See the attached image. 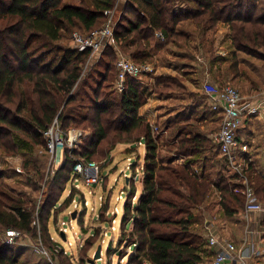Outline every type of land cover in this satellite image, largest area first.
Here are the masks:
<instances>
[{
	"label": "trees",
	"instance_id": "obj_1",
	"mask_svg": "<svg viewBox=\"0 0 264 264\" xmlns=\"http://www.w3.org/2000/svg\"><path fill=\"white\" fill-rule=\"evenodd\" d=\"M77 2L0 0V150L16 155L26 142L44 146L45 133L56 119L65 132L73 126L92 128L91 137L85 138L70 154L68 150L53 184L60 185L71 182L77 162H93L103 143L112 145L105 154L108 155L119 144L131 143L127 153L135 152L137 142H143L146 155L142 193L138 203L132 204L131 198L138 190L130 182L133 193L124 206L126 227L121 241L135 247L127 264H203L204 254L214 257L215 252L203 250L206 240L196 226L203 224L200 208L216 187L222 194L224 215L240 214L245 208V187L238 175L225 179L210 168L207 153L215 144L198 130L181 134L172 146L176 155L186 157L183 165L165 162L158 145L159 136L151 123L139 115L147 104L146 88L131 77L126 81L125 92L119 93L114 88L117 48L109 44L87 70L91 50L79 51L61 42L74 28L89 33L101 28L117 0ZM220 26L231 29L228 45L231 64L224 68L225 79L220 85L230 77L232 80L244 77L242 63L263 78L264 0H127L116 23L114 42L118 49L135 45L130 56L143 64L151 61L166 44L184 48L191 38H198L203 42L201 48L209 60L211 74L217 79L220 73H214L213 68L226 60L211 57L213 51L207 47L214 45L210 34ZM218 70L222 72L223 68L219 66ZM154 86L161 95L167 92H162L163 89L172 91V87L185 91L180 80L170 75L157 77ZM107 87L112 91H107ZM86 100L87 105L83 103ZM207 110L217 113L209 107L204 115L209 113ZM111 133H115L112 143ZM249 163L246 169L249 183L264 202V174L256 172ZM198 164L200 173L194 169ZM25 168L30 170L29 162ZM3 173L0 172V231L15 229L37 237L34 213L28 209L29 199L16 196L7 188ZM52 196L53 187L46 196L47 203ZM44 210L45 206L37 215L42 223ZM129 223L134 224L130 233L126 232ZM41 229L44 239L51 238L47 221ZM93 245L91 238L87 247L81 248L83 260ZM13 248L0 243V264H19V253Z\"/></svg>",
	"mask_w": 264,
	"mask_h": 264
},
{
	"label": "rangeland",
	"instance_id": "obj_2",
	"mask_svg": "<svg viewBox=\"0 0 264 264\" xmlns=\"http://www.w3.org/2000/svg\"><path fill=\"white\" fill-rule=\"evenodd\" d=\"M77 1L78 0H71V2ZM119 18L120 14L116 15L114 20L117 22ZM193 26L197 27L195 24ZM217 31L218 29L216 32ZM74 32L83 33L85 31L74 28L71 30V32L66 33L65 39L61 41L63 46L68 48L72 47L71 37ZM216 32L215 34L213 33L215 38L213 43L214 45L208 46L207 49H212L213 52L211 57L213 55L218 57L223 54V58H225V53H227L226 56L229 59L230 53L228 50V45L230 41L226 42V44L222 43V40L225 38V34L227 36L228 34H216ZM201 42L202 40L200 41L198 38L193 37L191 38L190 43L183 45L184 48H178L175 45L166 44L160 52L154 55L153 59L148 63L153 64L155 67V73L139 79L140 84L147 90V103L152 101L151 98H154V95L161 99L162 97L165 98L166 96L176 94V97L174 98H179L182 95L184 98H186L185 102L182 100L179 101L183 108H185V105H195V107L200 106V115L202 112H205V109H209L206 101H203L201 98L191 97L190 95L192 93L190 92L192 91L189 89L192 88V83L196 84L197 80H199V85H196L197 89L199 90L201 85L200 81H203L205 77V71H208V69L211 71L209 60H207L208 58L206 59V57H204L202 58L203 61L201 60V54L205 55V52L202 51L203 47L201 50ZM132 47H128L127 49L120 47L118 50L121 51L122 54L132 59L130 53L136 48L135 45ZM179 57L181 59H179ZM94 63L95 62H93V65ZM230 64L231 62H229V60L226 64L224 63L221 65L219 63L217 67L222 66V72L219 71L217 67L213 68L214 73H220V75L216 77L217 80H220L221 82L215 80L214 74L212 73L211 75L208 71L210 81L218 85L224 82V68H227L230 66ZM247 68L248 65L242 63L241 71H246ZM87 70L90 69L87 68ZM166 74L180 80V83L185 87V91H181L177 87H172L174 88L172 91L163 89L162 92L167 91L164 95L156 93L154 86L156 78ZM252 76L255 78V75L252 74ZM227 83L238 88L242 95H247L246 90L242 89L240 86H237V83L234 82L231 77L230 79H227L224 84ZM106 85L108 84L106 83L105 86ZM106 90L112 91L110 87H107ZM251 91L252 90H250L248 93L251 94ZM201 92L202 86L200 87L197 96L203 97ZM83 103L87 105L89 100H86ZM161 103L162 102L156 104L155 106L157 107L155 108H157L156 110L158 111L157 114L159 119L163 122L166 116H174L179 109H183L181 107L179 108V103L176 101L170 104L172 106L164 104L161 105ZM74 104L76 106V104H79V101ZM150 104L153 105L154 103L151 102ZM165 104L167 103L165 102ZM153 126L155 130L157 126H155V124H153ZM164 126L163 131L165 130ZM54 127L55 132L59 130V134L65 142L64 145H57L54 151H51L48 148L50 136H48L46 133L44 138L46 142L44 146L32 145L31 143L28 144L26 142L20 153L16 155L6 154L0 150V172H4V182L7 188L11 189L12 192L14 191L16 196L21 195L23 198L29 199L30 203L28 204V209L33 211L35 221H39L42 226L43 223L47 221L48 234H50L54 240L50 237L48 238L46 235L47 239L43 238L45 248L47 250H51L53 253L56 247L55 244L57 242L64 249V251H59L58 253L53 254L52 261L54 264H89L88 261L94 257L99 246H102V257L96 261V264H127L130 256L134 254L135 247H130L129 243L121 241L122 232L125 231L124 229L126 227V224L123 223L125 214L124 206L133 193L132 188L134 187L132 185L135 184L136 189L138 190L136 195L131 198L132 204L138 203L139 196L142 193L144 175L143 168L145 165L143 158L141 157V159H138L136 163L133 161L128 165L123 152L126 146L118 145L112 152H110L108 155H105L107 150L112 146H109L107 142H105L101 146L102 149L100 150L99 154L93 158V162L100 166L101 181L98 185L86 186L80 182L75 183L73 182V178L71 182H68L67 184L62 183L60 185H53L58 170L64 165L68 150H71L68 153L70 154L74 149L78 148V146H81L85 138L91 137L93 132L92 128L90 127L83 129L82 127L75 128L74 126L65 132L61 128L58 119L53 122L49 130H52ZM71 131L82 132L84 137L82 136L77 142H74L70 145L67 139L71 135ZM155 132L157 134L156 130ZM114 138L115 133H111V143ZM158 138V145L160 146L162 156L164 154L169 156V153L166 152L172 148L170 146V140H172L171 134L169 133L165 138H160V136ZM75 158L77 159L79 157L75 156ZM28 162L30 165V170L25 168V164ZM135 164H137L136 170L133 169ZM33 166H36V169H34ZM17 168H20L22 173H19ZM37 172L40 173L36 174ZM29 178H32L33 180L29 181L31 180ZM33 182L35 184H33ZM130 182L132 188L129 185ZM75 185H79V188H77ZM52 187L53 196L51 201L47 203L46 196H48ZM69 200H71V202H68ZM86 203L88 205H86ZM43 206H45V210L43 213L42 223L41 219H39L37 215H39L38 212L41 208H43ZM51 209L54 211H51L50 213ZM74 213L76 214L75 218L73 217ZM62 222H66L67 224L63 226ZM63 228L66 229L65 234H67L68 237L66 240H62L60 237L61 232L64 231L62 230ZM133 229L134 224L129 223L126 228V232L130 233L133 231ZM91 238L94 241V245L90 248L87 258L83 260V251L81 248H86L87 241ZM34 241L35 240L32 233L25 234V240L23 241L24 243L21 242L20 244L18 243L14 246L13 251L19 253V264H52L50 259L47 258L36 246H32V244H35ZM203 250L206 251L205 249ZM204 255L206 257L204 258V264H210L213 258L212 254Z\"/></svg>",
	"mask_w": 264,
	"mask_h": 264
},
{
	"label": "built area",
	"instance_id": "obj_3",
	"mask_svg": "<svg viewBox=\"0 0 264 264\" xmlns=\"http://www.w3.org/2000/svg\"><path fill=\"white\" fill-rule=\"evenodd\" d=\"M126 2L127 0H117L115 7L107 12L106 23L101 28L90 33H73L71 39V46L73 49L79 51L91 50L86 69L89 68V65L93 64V62L99 60L101 54L109 44H115L114 35L117 22L114 19L116 15L120 14L121 6ZM157 37L163 39L161 33H157ZM117 67L118 72L114 87L119 93L126 91V81L129 77L139 80L144 76L155 73L153 64H138L122 54L119 50ZM202 93L206 96L212 110L222 116L220 127L212 134L211 138L219 148L222 156L227 160L228 165L234 173L240 177L239 179L245 187V212L247 214L256 212L264 213V202L257 197L254 189L249 183L246 173L248 166L246 154L249 151V145L240 137V130L247 116L253 114L256 108L251 103L252 101L245 100L238 88L228 83L218 85L207 79L202 85ZM263 105L264 101H261L257 109H259V107L261 108ZM46 134L50 136L48 148L51 151H54L55 147L59 144L64 145L65 142L61 138L59 130L55 132V127L46 132ZM70 134L71 135L67 139L70 145L77 142L82 136L84 137L83 133L78 131H71ZM17 171L22 173L20 168H17ZM100 181V166L97 163L87 162L85 160H80L76 163L73 182H80L86 186H95L98 185ZM75 186L79 188V185ZM86 205L88 204L86 203ZM66 224V222H62L63 226ZM35 226L37 228V237H34L35 244L32 245L36 246L50 259L51 263L54 264L52 261L53 254L64 251V249L56 242L53 253L51 250H47L43 243L44 240L40 222L36 221ZM62 230H64L63 232L66 231L65 228ZM52 239L54 240V238ZM24 240L25 234L21 231L15 229L0 231V242L6 246H15L18 243H24ZM207 242L211 250L215 252L210 264H237L238 262H245L246 259L252 255H260L258 250H253L254 253H251L250 248L238 249L233 242L223 240L213 234L208 237Z\"/></svg>",
	"mask_w": 264,
	"mask_h": 264
},
{
	"label": "crops",
	"instance_id": "obj_4",
	"mask_svg": "<svg viewBox=\"0 0 264 264\" xmlns=\"http://www.w3.org/2000/svg\"><path fill=\"white\" fill-rule=\"evenodd\" d=\"M125 5L126 3H124L121 6L119 12L120 14L123 11ZM217 33L228 34V36L225 34V38L224 40H222L223 44H226V42L230 41L231 29L229 26L227 27L220 26L216 34ZM211 35L214 40L215 38L213 34H210V36ZM112 45L115 46L118 50V46L116 44L113 43ZM116 53L118 55V52ZM201 55H202L201 60L203 61L202 58L206 56L204 54ZM226 55L227 53H225V60L226 62H228L230 58L228 59ZM220 56L223 57V54H221ZM181 58L179 57V59ZM217 65H219V63ZM92 66L93 64L89 66V69H91ZM208 71L211 74V71L209 69ZM208 71L207 70L205 71V77L203 81H200L201 82L200 87L207 79H209L210 76ZM241 72H243L244 77L236 78L234 79V82L237 83V86H240L242 87V89L246 90L247 95H243V96L245 100L252 101L251 103L256 108V110L253 114H249L247 116L246 121L240 130V137L243 140H245L249 145V151L246 154V157L248 158V161L252 163L251 164L252 168L256 170V172L264 174V105L261 108L259 107V109H257L259 103L261 101H264V77L260 78L256 73H253V71L250 68H247L246 71L242 70ZM252 74L255 75L256 80L252 76ZM198 81L199 80H197V83L195 82L196 84L192 83V88L189 89H191L192 91L190 93L196 94V97L199 98L197 94L199 93L200 87L198 90L196 86L199 85ZM114 86H115V82H114ZM250 90H252L251 94L248 93ZM175 95L176 94H172L171 96H166L165 98L162 97L161 99L156 95H154V98H151L152 101L148 102L144 107L141 108L139 112L140 117L147 119L151 123L154 133H156L155 132L156 130L157 135L159 134L158 136H160V138L161 137L165 138L166 135L170 133L172 139L170 140L171 147L173 146V144L177 142L181 134H185L187 132H194L197 130L203 132L212 140L211 138L212 134L215 133L220 127L222 116L219 113H212L211 111H209V113H206V115H204V112H202V114L200 115L199 114V110L201 108L200 106L195 107V105L192 106L185 105V108H183L182 105H180L181 103H179V101L182 100L185 102L186 98H184L183 95L180 96L179 98H174L176 97ZM202 95L203 97L200 98H206V96L203 93ZM173 100L179 103L178 104L179 108L181 107L183 109L181 110L179 109L174 116L173 115L166 116L163 122L158 117L157 114L158 111L156 110L157 108H155L157 106L155 105L162 102L161 105L164 104V105L172 106L170 104L175 102ZM151 102H153L154 104L151 105L150 104ZM165 102L167 104H165ZM206 103L210 107L208 100H206ZM203 115L204 117H202ZM219 116L221 117V119L218 118ZM153 124L157 126L155 130ZM163 126L165 128L164 131H163ZM119 145L126 146L123 152L128 162V165L133 161L136 163V161L140 157H142L144 161V157L146 155V148L143 142H137V144L135 145L137 151L130 153H127L128 152L127 150L132 148L133 144L130 143V144H119ZM166 153H169V156L166 154L163 155L166 163L172 161L178 166L179 165L181 166L186 162V157L176 155L172 148L169 149ZM207 160L209 161L208 164L210 168L215 169L216 174L217 172L221 174L219 176H222L225 179H231L235 175L234 171L228 165L227 160L222 156L216 144H215V148L212 149L211 152L207 153ZM199 166L200 164L194 166V169L197 172H199L200 170ZM127 183H128V179H127ZM213 189L214 190L210 194L206 205L200 208V210L202 211V215L204 217L203 224L196 225L198 229H200L201 234L206 240V244L204 247L205 250H208L207 252L212 251L208 245L207 239L211 234H213L222 238L223 240L233 242L238 249L250 248L251 253H254L253 250H258L260 252L259 256L252 255L249 258H247L245 262H238L237 264H263L264 263V213L256 212V213L247 214L244 209V211L241 212L240 214H237L232 217H227L224 215L223 209L220 204L222 200V194L216 187H213ZM204 258L206 257L204 256Z\"/></svg>",
	"mask_w": 264,
	"mask_h": 264
},
{
	"label": "water",
	"instance_id": "obj_5",
	"mask_svg": "<svg viewBox=\"0 0 264 264\" xmlns=\"http://www.w3.org/2000/svg\"><path fill=\"white\" fill-rule=\"evenodd\" d=\"M73 217H76V214H73ZM60 237L62 240H66L67 239V235L65 234V232H61ZM102 257V246H99L94 257L92 259H90L88 261L89 264H96V261L99 260Z\"/></svg>",
	"mask_w": 264,
	"mask_h": 264
}]
</instances>
